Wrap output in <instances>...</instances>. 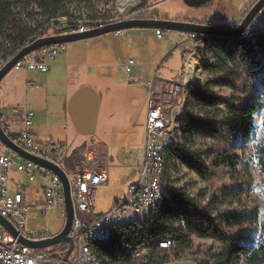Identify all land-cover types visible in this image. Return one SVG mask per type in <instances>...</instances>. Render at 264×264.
Masks as SVG:
<instances>
[{
	"label": "rangeland",
	"instance_id": "rangeland-1",
	"mask_svg": "<svg viewBox=\"0 0 264 264\" xmlns=\"http://www.w3.org/2000/svg\"><path fill=\"white\" fill-rule=\"evenodd\" d=\"M153 1L155 4L147 7L142 5L141 0H108L107 4L77 9L74 15L83 20H87L89 15L97 16L98 20L143 19L154 13L173 21H199L207 18L224 20L237 14V21H240L257 0H230L229 6L216 4L218 0H209L199 7H189L183 0H166L160 3ZM263 27L264 9L249 31ZM170 33L172 34L165 33L166 36L158 40L154 36V30L134 29L122 31L119 35L110 33L66 43L61 45L55 60L48 64V73L45 75L48 82L33 71L25 72L15 68L0 82V105L5 113L13 109L22 113L26 107L34 115L30 129L37 140L52 141L54 144L66 143L71 151L87 142V138L75 133L64 100L66 96L69 100L70 93H75L81 87L91 89L98 96L94 139L109 149V183L91 196L95 214L108 212L113 202L123 199L129 185L137 181V175L131 167L136 151L143 146L148 95L145 96L144 83L133 85L129 81L135 76H141L145 82L155 73L159 80H175L172 84L175 85L182 75V53L175 42L167 41ZM193 55L202 76L197 83L202 85L216 76L203 72V62H212L214 56L220 55V51L203 45L198 39L194 42ZM128 58L137 63L133 68L134 74H126L120 68ZM2 64L4 63L0 66ZM30 80L38 87H27L26 82ZM213 91L224 97L231 95L228 89L215 88ZM242 100L260 105L253 115L254 129L248 140L238 143L225 137L223 133L217 139L199 135L192 146L201 152L226 151L236 155L238 164L235 171L219 169L210 177L202 178L175 161V171L169 173L171 172V187L186 192L195 201L198 210L214 220L215 226L224 236L237 237L242 242L257 246L264 243V176L258 165V149L264 146V92L255 98H251L250 94L243 95ZM194 114L201 117V114ZM5 124L9 132L15 135L19 133L17 128L12 127L10 120H6ZM87 154L82 157H88ZM126 156L130 158L126 159ZM90 157L95 158L93 155ZM122 165L124 169L119 168ZM7 178L11 194L14 184L21 185L26 191L28 215L25 232L30 238L39 237L46 232L50 236L58 234L64 224V220L57 215L58 208L42 216L38 205L43 202V196L35 194L36 184L29 183L14 166L8 170ZM228 213H246L249 220L236 226L220 217H228ZM130 218L145 222L149 218V212L129 214L125 220ZM190 243V251L181 259H171L165 264H203L209 262L208 257L216 254L221 247L217 237H200L194 233ZM137 264L141 262L138 261Z\"/></svg>",
	"mask_w": 264,
	"mask_h": 264
},
{
	"label": "trees",
	"instance_id": "trees-1",
	"mask_svg": "<svg viewBox=\"0 0 264 264\" xmlns=\"http://www.w3.org/2000/svg\"><path fill=\"white\" fill-rule=\"evenodd\" d=\"M166 0H157L156 3ZM150 7L153 0H141ZM108 0H0V64L12 58L33 38H43L55 28L50 22L60 18L83 20L74 15L77 9L107 4ZM88 16L87 20H97ZM237 14L220 22L209 18L199 22L220 29L230 30ZM197 22V20H184ZM205 46L220 51L212 62L204 61V73L216 76L202 85H188L183 106L184 118L177 130V144L167 150L166 161L170 171H175L177 161L202 178L210 177L214 171L224 169L234 172L238 157L229 152H201L192 146L199 135L217 139L222 136L235 142H245L251 136L253 115L260 105L244 101L242 96L255 98L264 92V27L247 31L241 39L198 37ZM197 39V40H198ZM228 89L230 96L217 95L213 89ZM201 114V117L194 114ZM264 129V123H263ZM90 145L95 143L88 137ZM258 165L264 176V146L258 149ZM171 173V172H170ZM171 183V180H170ZM220 216L240 226L249 216L246 213ZM214 220L198 210L195 201L182 189L170 187L163 196L161 209L149 214L145 222L117 226L108 242L94 248L99 264H137L131 259L133 250L148 246V264H165L171 259L179 260L191 249V235L215 236L221 242L220 250L208 257L211 264H264V243L257 246L242 242L237 237H226L215 226ZM185 222L187 227L181 228ZM171 242L168 248H159L160 242ZM145 260V261H146Z\"/></svg>",
	"mask_w": 264,
	"mask_h": 264
},
{
	"label": "built area",
	"instance_id": "built-area-1",
	"mask_svg": "<svg viewBox=\"0 0 264 264\" xmlns=\"http://www.w3.org/2000/svg\"><path fill=\"white\" fill-rule=\"evenodd\" d=\"M120 20L124 19L60 18L50 22L55 28L47 36L83 33ZM154 31L157 39L163 37L161 30ZM183 36L180 43L184 53L182 75L175 85L163 90L156 88L153 81L146 84L148 101L143 146L137 155L135 165L137 181L129 185L123 199L116 200L106 213L95 214L91 198L93 192L107 182L106 162L82 157L85 154L83 150L71 152L69 146L65 144L43 143L37 140L30 129L34 115L26 108L22 113L14 109L6 113L0 110V126L10 141L23 152L60 169L67 178L74 216L68 235L73 250L65 264H99L93 253L94 248L108 242L117 226L135 221L134 218L125 220L126 216L138 215L141 211L155 215L161 209L163 196L171 187L170 169L166 161L167 150L177 144L178 125L183 120L186 87L189 85L181 82V78L184 75L186 56L188 54L194 56V42L198 39V35L195 34ZM32 41L33 38L24 46ZM60 47L61 45H54L40 48L21 59L14 68L24 71L36 70L41 75L46 74L49 69L48 64L58 56ZM136 65L133 59L128 58L121 68L126 74H131ZM29 86L38 87L35 84ZM6 116L20 118L21 129L18 134H10L5 130ZM68 161L72 162L70 166L67 165ZM13 166L29 183H35L38 192L42 194L44 201L39 206V213L46 216L49 211L58 208V217L65 220L64 195L59 177L49 168L23 158L0 142V216L16 231V235H13L0 226V264H62L63 254L67 251L66 244L38 250L20 242L21 239L46 240L52 236L46 232L39 237L30 238L25 232L28 215L26 191L21 185L14 184L13 193L9 192L7 174ZM180 226L183 229L187 227L185 222H181ZM170 245L171 242L168 241L158 243V247L164 249ZM147 256L148 246L141 245L133 250L130 257L133 261L148 264ZM203 264L211 263L203 262Z\"/></svg>",
	"mask_w": 264,
	"mask_h": 264
},
{
	"label": "water",
	"instance_id": "water-1",
	"mask_svg": "<svg viewBox=\"0 0 264 264\" xmlns=\"http://www.w3.org/2000/svg\"><path fill=\"white\" fill-rule=\"evenodd\" d=\"M209 0H183L184 4L189 7H199ZM264 9V0H257L250 8L247 14L241 19L235 28L230 30L220 29L214 26L205 25L196 22L187 21H173L165 19H124L115 23L104 25L100 28L88 30L83 33L72 34H57L54 36H45L31 42L27 46L19 50L12 58L0 66V82L6 74L14 68L16 63L23 59L28 54L39 50L46 46L63 45L66 43L82 41L110 33H118L126 30H161L165 33H177L179 35L195 34L198 37H217L224 39H241L243 35L250 29L252 23L257 18L259 13ZM189 85H199L191 84ZM98 97L94 92L87 88H82L75 92L68 102V113L72 120V124L77 134L86 137H92L95 134L96 128V110H97ZM0 142L12 149L15 153L23 158L32 161L52 170L60 179L63 195H64V208L65 220L62 229L58 234L46 240H24L20 242L32 249L43 250L49 247L66 244L67 251L63 254L62 264H65L70 258L73 250V244L69 238V232L73 221V206L70 198L69 185L64 173L43 160L31 156L18 147H16L9 139L8 135L0 126ZM0 226L7 230L9 233L16 235L14 228L0 216Z\"/></svg>",
	"mask_w": 264,
	"mask_h": 264
},
{
	"label": "crops",
	"instance_id": "crops-1",
	"mask_svg": "<svg viewBox=\"0 0 264 264\" xmlns=\"http://www.w3.org/2000/svg\"><path fill=\"white\" fill-rule=\"evenodd\" d=\"M161 18V17H160ZM163 32V31H162ZM154 36H155V31H154ZM163 36H166V34H165V32H163ZM168 37H169V40L167 39V41H169V42H175V45H176V47L177 48H179V50H180V52L182 53V60H183V56H184V53H183V48L180 46V43L182 42V40H183V38H184V36L183 35H179V34H177V33H170V34H168L167 35ZM155 38H156V36H155ZM163 38V37H162ZM161 38V39H162ZM157 39V38H156ZM161 39H158V40H161ZM172 44V43H171ZM125 61V60H124ZM123 64V63H122ZM121 64V65H122ZM137 64V63H136ZM183 64V63H182ZM121 65H120V68H121ZM121 70H123L122 68H121ZM24 71V70H23ZM28 71H33V72H35V73H37V74H39L36 70H28ZM25 72H27V71H25ZM48 73V72H47ZM46 73V74H47ZM46 74H43V75H41V74H39V75H41V79L43 80V81H45V82H48L49 81V79H47V78H45L46 76ZM131 74H134V72H133V70H132V73ZM154 82V86L156 87V88H158V89H163V90H168V89H170V87H171V85L172 84H174V81H170V82H167V81H162V80H159V79H157L156 77H155V73H154V75L152 76V77H148L146 80H145V82L143 81V78L141 77V76H135L134 78H132L131 79V81H129V84H133V85H142L143 83H144V87H145V96L146 95H148V90H147V86H146V84H147V82ZM30 84H34V82H33V80L31 81H27L26 82V86L27 87H30L29 85ZM36 85V84H35ZM32 88V87H31ZM82 88H85V87H81V89ZM87 89H89V88H87ZM80 90V89H79ZM91 90V89H90ZM78 91V90H77ZM76 91V92H77ZM74 92V91H73ZM70 93L71 94V96L74 94V93ZM94 92V91H93ZM95 94V93H94ZM96 95V94H95ZM97 96V95H96ZM98 97V96H97ZM71 98V97H70ZM70 98H69V100H70ZM146 98V97H145ZM67 100H68V96H66V99L64 100V104H65V107H66V109H67V106H68V102H69V100H68V102H67ZM147 101H148V97L146 98V108H147ZM26 108V107H25ZM27 109V108H26ZM0 110H2L1 109V105H0ZM3 111V110H2ZM67 114H68V117H69V121H70V123H72V120H71V118H70V116H69V113H68V109H67ZM145 114H146V112H145ZM68 118H65V120H67ZM6 120L8 121V120H10V122L13 124V128H17L19 131H20V129H21V120H20V118L18 117V116H6L5 117V123H6ZM73 125V124H72ZM7 126H6V124H5V130L8 132V133H10V134H14V133H12V132H9L8 130H7V128H6ZM73 128H74V126H73ZM74 130H75V128H74ZM95 132H96V128H95ZM75 133H76V131H75ZM77 134V133H76ZM79 135V134H78ZM95 135V134H94ZM84 137H86V136H84ZM87 138V142H85V143H83L79 148H77L76 150H79V151H81V150H83V152L86 154V153H88L87 155H89L88 156V158L89 159H99L100 161H103V162H106L107 163V169H106V173H107V182L104 184V185H102V186H100V187H98L97 189H96V191L98 190V189H100L101 187H103V186H106L108 183H109V166H108V160H109V149H108V147L106 146V145H104L103 143H97V141L94 139V136H92V138L95 140V143L91 146L90 145V140H89V138L88 137H86ZM41 142V141H40ZM50 142H52V141H46V142H43V143H50ZM63 144V143H62ZM65 145H67L66 143H64ZM67 146H69V145H67ZM76 150H74V151H71V152H75ZM140 150L141 149H139V150H137L136 151V153H135V156H134V163H133V166L131 167L133 170H134V173H135V175H136V169H135V165H136V161H137V155H138V153L140 152ZM93 155V156H95V158H91L90 156L91 155ZM130 157H127L126 156V159H129ZM72 164V162L71 161H68L67 162V165H71ZM123 166V165H122ZM119 168H123L124 169V166L123 167H119ZM125 168H126V166H125ZM94 193V192H93ZM35 194H41L40 192H38V189H37V187H36V189H35ZM43 201H44V199H43ZM116 201V200H115ZM114 201V202H115ZM113 202V203H114ZM43 203V202H42ZM41 203V204H42ZM41 204H39L38 206H40Z\"/></svg>",
	"mask_w": 264,
	"mask_h": 264
},
{
	"label": "bare ground",
	"instance_id": "bare-ground-1",
	"mask_svg": "<svg viewBox=\"0 0 264 264\" xmlns=\"http://www.w3.org/2000/svg\"><path fill=\"white\" fill-rule=\"evenodd\" d=\"M137 19V18H136ZM201 74L197 69V62L193 58L192 54H188L185 60L184 75L181 78L183 83L198 84L202 78Z\"/></svg>",
	"mask_w": 264,
	"mask_h": 264
},
{
	"label": "flooded vegetation",
	"instance_id": "flooded-vegetation-1",
	"mask_svg": "<svg viewBox=\"0 0 264 264\" xmlns=\"http://www.w3.org/2000/svg\"><path fill=\"white\" fill-rule=\"evenodd\" d=\"M230 0H218L217 1V3L216 4H226V5H228L229 6V3L231 2H229ZM250 10V8L248 9V11ZM247 11V12H248ZM247 14V13H246ZM143 19H156V20H160V19H165V20H170L169 18H160V16H158V15H156V14H154V13H152L151 15H149V16H146L145 18H143ZM213 20H211V21H214V22H220L221 20H220V18H212ZM206 21H208V18L207 19H203V20H199V22H206ZM241 21V20H240ZM240 21H237V20H235V21H232L231 23H230V26H232L233 28H235L236 27V25L240 22ZM198 22V20H197V22L196 23H199ZM201 24H203V23H201ZM206 25V24H205ZM232 28V29H233Z\"/></svg>",
	"mask_w": 264,
	"mask_h": 264
}]
</instances>
